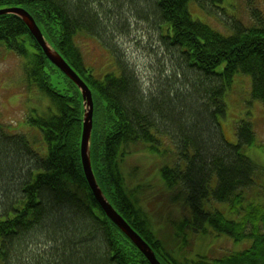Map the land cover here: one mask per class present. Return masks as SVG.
I'll list each match as a JSON object with an SVG mask.
<instances>
[{
    "label": "trees",
    "instance_id": "1",
    "mask_svg": "<svg viewBox=\"0 0 264 264\" xmlns=\"http://www.w3.org/2000/svg\"><path fill=\"white\" fill-rule=\"evenodd\" d=\"M192 1L206 15L223 18V0H105L108 6L100 0H0V9L29 12L45 42L86 82L93 99L89 156L96 181L161 264L187 260L170 255L126 195L117 163L133 143L159 152L169 140L177 158L160 173L185 193L194 230L205 231L206 223L237 241L250 240L244 249L198 255L191 264H264V205L246 198L251 188L264 197L258 183L264 171L245 153L254 132L249 119L241 120L230 142L220 124L223 95L236 73L251 77V96L264 104V16L252 3L253 24L221 21V31L230 30L224 34L192 18ZM132 23L154 29L169 56L146 79L124 60L118 42L130 37ZM80 33L107 49L111 70L97 75L84 62L75 42ZM0 46L23 58L27 85L48 100L43 110L25 114L31 130L0 125V264H149L105 216L83 176L78 88L12 13L0 14ZM212 199L236 206L234 218L213 209Z\"/></svg>",
    "mask_w": 264,
    "mask_h": 264
},
{
    "label": "rangeland",
    "instance_id": "2",
    "mask_svg": "<svg viewBox=\"0 0 264 264\" xmlns=\"http://www.w3.org/2000/svg\"><path fill=\"white\" fill-rule=\"evenodd\" d=\"M100 1L103 6H108L105 0ZM252 3L256 4L264 16V0H223L222 5H219L223 11L219 13L223 18L199 11L191 6L196 5L194 1L189 2L188 8L192 18L222 32L221 30L225 31L223 23L231 18L247 25L253 24L249 13ZM130 27L129 38H118L124 60L145 79L158 74L160 63L165 65L169 59L165 48L160 46V36L146 25L132 23ZM222 33H230L229 28ZM75 42L84 62L97 75L113 68L109 52L98 39L80 33L75 36ZM250 89L251 77L236 73L223 95L226 107L224 115L220 116V124L228 141L235 142L238 123L244 119L250 120L254 141L247 146L245 153L264 171V104L252 98ZM47 102V98L35 86L27 85L23 58L0 46V125L10 129L19 127L21 130H31L23 121L25 114L32 109L43 110ZM32 132L38 133L34 130ZM169 144V140L163 142L159 152L148 149L147 145L130 144L117 163L126 195L143 211L150 229L161 239L170 255L184 263L187 260L186 264H191L198 255L216 257L246 248L250 243L249 239L237 241L226 234L217 233L206 223L205 231L193 229L190 223L191 208L186 202L185 193L178 186L171 188L160 173L162 167H172L177 158L175 150ZM258 183L264 190V172L259 176ZM246 198L248 202L264 205V197L261 198L253 188L246 191ZM210 202L212 208L221 211L225 218H234V212L236 215V206L231 203L215 202L213 199ZM244 203L246 204V199ZM237 210L241 213L240 209ZM185 218L189 219L187 224L184 222Z\"/></svg>",
    "mask_w": 264,
    "mask_h": 264
},
{
    "label": "water",
    "instance_id": "3",
    "mask_svg": "<svg viewBox=\"0 0 264 264\" xmlns=\"http://www.w3.org/2000/svg\"><path fill=\"white\" fill-rule=\"evenodd\" d=\"M1 13H12L18 16L22 22L27 26L29 32L32 34L42 51L45 52L47 59L55 65L61 73L67 76L78 88L82 98L83 104V117H82V130L80 137V161L87 185L101 208L105 216L131 241V243L143 254L149 264H161L156 258L155 252L140 236V234L133 229L132 226L112 207L107 198L104 196L100 189L94 173L91 168L89 156V143L92 128V112H93V99L91 91L86 82L79 76V74L65 61V59L57 53L50 45L45 42L43 35L33 20V17L24 8L21 7H6L0 9Z\"/></svg>",
    "mask_w": 264,
    "mask_h": 264
}]
</instances>
